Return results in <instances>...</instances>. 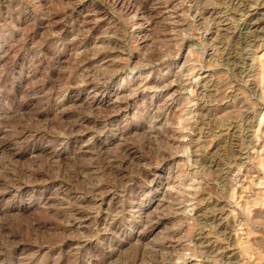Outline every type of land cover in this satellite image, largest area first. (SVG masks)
Masks as SVG:
<instances>
[{
	"label": "rangeland",
	"instance_id": "374dc122",
	"mask_svg": "<svg viewBox=\"0 0 264 264\" xmlns=\"http://www.w3.org/2000/svg\"><path fill=\"white\" fill-rule=\"evenodd\" d=\"M101 263L264 264V0H0V264Z\"/></svg>",
	"mask_w": 264,
	"mask_h": 264
},
{
	"label": "bare ground",
	"instance_id": "6f19581e",
	"mask_svg": "<svg viewBox=\"0 0 264 264\" xmlns=\"http://www.w3.org/2000/svg\"><path fill=\"white\" fill-rule=\"evenodd\" d=\"M119 2H120V0H119ZM124 5H125V4H124ZM129 5H130V4H129ZM125 6H126V5H125ZM130 7H131V6H130ZM131 9H132V8H131ZM131 9H130V10H131ZM126 12H128V11H126ZM258 27H259V26H257V25H254V26H253V29H254L253 32H254V34H255V31L258 30ZM251 32H252V31H251ZM248 33H249V32H248ZM92 105H93V104H92ZM126 151H127V150H126ZM132 152H133V151H132ZM122 158H123V157H122ZM112 165H113V164H112ZM114 172H115V171H114ZM144 175H145V174H144ZM96 197H97V196H96ZM116 224H117V223H116ZM77 226H78V225H77ZM114 233H116V232H114ZM99 260H100V259H99ZM101 264H102V263H101Z\"/></svg>",
	"mask_w": 264,
	"mask_h": 264
}]
</instances>
